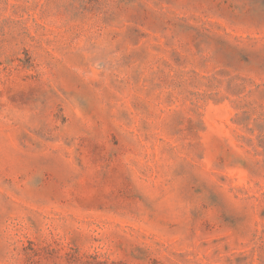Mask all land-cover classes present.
Wrapping results in <instances>:
<instances>
[{"label": "rangeland", "instance_id": "1", "mask_svg": "<svg viewBox=\"0 0 264 264\" xmlns=\"http://www.w3.org/2000/svg\"><path fill=\"white\" fill-rule=\"evenodd\" d=\"M0 264H264V0H0Z\"/></svg>", "mask_w": 264, "mask_h": 264}]
</instances>
